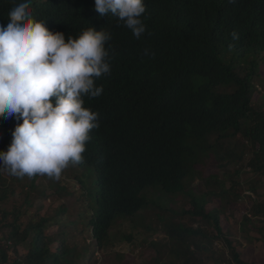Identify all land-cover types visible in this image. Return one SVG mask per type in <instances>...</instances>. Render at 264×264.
Segmentation results:
<instances>
[{"label":"trees","instance_id":"trees-1","mask_svg":"<svg viewBox=\"0 0 264 264\" xmlns=\"http://www.w3.org/2000/svg\"><path fill=\"white\" fill-rule=\"evenodd\" d=\"M13 3L0 0V26L9 22ZM144 3L147 30L139 39L115 16L96 12L94 0H61L58 10L49 14L50 27L66 38L89 26L112 35L107 45L110 74L96 80L105 91L94 98L93 107L119 150V163L90 166V176L82 180L83 200L100 209L94 231L98 243L107 248L114 223L120 230L115 237L121 232L130 241L123 221L142 226L137 219L151 210L165 225L164 239L148 241L154 264H257L253 258H241L235 237L223 232L221 215L232 203L252 198L240 229L246 236L249 228L255 229L264 238V108L251 103L254 79L264 78V55L254 56L253 48L264 46V34H255L253 28L251 39L243 34L252 22H264V0H241L242 12L237 14L218 0ZM38 15L33 18L46 20L44 12ZM220 44H245L240 50L247 52L243 63L228 56ZM223 86L229 93L221 91ZM16 123L0 117V148L11 142ZM137 145L138 151L133 148ZM210 165L217 172L207 174ZM37 181L38 175L18 178L0 170V264H11V253L25 243V260L16 257L12 264H76L86 247L71 245L64 237L54 250L52 238L43 231L47 218L62 219L65 206L51 217L44 213L30 219L22 229L19 217L27 208L2 205L15 192L14 183L27 205L29 192L52 193L53 184L38 190ZM238 188L248 194L238 193ZM58 191L57 197L64 194ZM38 220L40 224L33 223ZM218 240H224L225 249L216 247Z\"/></svg>","mask_w":264,"mask_h":264},{"label":"clouds","instance_id":"clouds-1","mask_svg":"<svg viewBox=\"0 0 264 264\" xmlns=\"http://www.w3.org/2000/svg\"><path fill=\"white\" fill-rule=\"evenodd\" d=\"M218 1L222 8L231 7L236 14L242 12L241 0ZM60 4L61 0H14L8 12L9 22L6 26H0V117L18 121L11 132V142L6 141V151H0V170L18 178L38 175V190L53 184L51 194L29 192L27 198L30 204L27 205L26 197L21 198L20 188L14 183L15 192L2 205L7 207L13 203V206L28 209L37 206L36 211L45 213L46 217L53 216L54 210L63 205L65 210L59 222L46 219L44 235L47 227L63 221L61 233L68 227L74 230L79 225H87L97 240L94 231H97L96 222L100 221V209L87 198L83 200L82 180L85 175H89L90 166L119 163V150L104 127L102 116L93 107L94 98L105 91V87L98 86L96 80L110 74V52L107 45L112 35L105 28L97 31L89 26L78 35H68L66 38L63 32L49 25V14L55 13ZM94 8L101 16L111 14L122 21L137 39L147 30L142 19L146 11L144 0H94ZM41 11L46 20L34 19L33 16H39ZM251 28L255 34H264V22L256 20L243 33L247 39L253 35ZM231 36L233 40L239 38L236 32L231 33ZM245 46L236 48L234 44H220L221 50L240 64L247 53L240 51L245 50ZM263 48L254 47V56L264 55ZM250 57L249 54L247 59ZM253 84V92L257 93L258 86ZM220 88L229 93L227 86ZM133 148L138 151L139 145ZM75 170L80 171L73 178L69 172ZM56 188L58 192L64 191V194L57 197ZM17 194L19 197L15 198ZM68 194H75L76 200L67 202V205L76 203L79 208V222L75 226L65 224L68 220L65 214L68 207L65 203L61 202L55 208L45 204V199ZM39 206L41 210H38ZM87 214L90 215L89 219ZM41 221L33 223L40 224ZM62 235L67 238L66 232ZM164 238L165 234L159 239ZM51 240L53 246L57 241L53 238ZM76 244L73 245L87 249L83 258L76 263L82 264L90 250V242L85 244L79 237Z\"/></svg>","mask_w":264,"mask_h":264},{"label":"rangeland","instance_id":"rangeland-1","mask_svg":"<svg viewBox=\"0 0 264 264\" xmlns=\"http://www.w3.org/2000/svg\"><path fill=\"white\" fill-rule=\"evenodd\" d=\"M254 83L258 86V88L257 93L254 91L252 104L254 107H258V105L262 103V107L264 108V78L262 77L261 79H254ZM6 149L7 148H0V151H6ZM79 171L80 170L77 172ZM77 172L75 170L69 173L74 178ZM215 172H217L216 167H213L212 165L208 166V170H206L207 174ZM196 183L198 186H202L201 181L196 180ZM226 184H228V182ZM75 188L77 189L76 184ZM243 189L245 188H238L237 192L239 191L238 193H244V195H247L248 192L245 191L246 189L244 190L245 192H243ZM249 195L251 196V194ZM14 197L18 198L19 195L17 194ZM251 197H253V195ZM249 199L251 200L252 198ZM249 199L244 197L242 200H239L238 203H232L228 207L227 212L221 215V226L223 232H225V235L228 237L233 235L235 237V246L236 249L241 253L242 259L251 261L253 258L257 264H264V238L259 236L255 229L252 228H249V235L246 236V233L241 231L239 225L242 216L248 213L250 209L251 202ZM75 200V194H68L60 198L45 199V204L55 208L61 202L67 205V202L72 203ZM177 205L178 201L173 205L175 209L177 208ZM188 206H190L189 203L184 207L188 208ZM36 207L37 206L30 207L29 209H21L19 222L22 229L27 225L31 218L37 219L39 216L43 215L41 211H36ZM46 207L47 206H45V208ZM67 207L68 208L65 214L67 215L68 220L65 222V224L68 226H75L79 222V208L76 206V203H74L72 206L67 205ZM141 216L143 218L137 219V221L142 224V226L139 227H136L133 225V223L128 224L127 220L123 221L124 230L126 233L132 236L130 241L128 237L121 232L119 237H115V232L120 230L117 226H113L112 228L110 227L109 235L106 238L107 248H102L97 243V240L93 238L91 227L87 225H79L74 230H72L70 227L65 228L67 242L71 245L76 244V241L79 239V237L84 241L85 244L90 242V250L86 253L84 262L82 264H154L155 254L148 241L161 238V236L164 234L163 229L165 225L164 222L160 221L155 213L151 210L144 211ZM89 217L90 215L87 214L88 219ZM134 219L135 217L133 220ZM11 220L12 219H10V221ZM117 222H120V220H117ZM62 223L63 221L56 226L51 225L45 229V235L52 236V238L57 241L52 246L54 250L64 237L61 233ZM146 226L151 228L146 230ZM72 235H74V238ZM248 236L258 237V239L248 240ZM215 245L220 250L225 249L224 240L216 241ZM17 250L18 251L16 254L11 253L10 255L11 264L16 257L21 258L23 261L25 260L24 255L28 253L29 244L25 243L23 246L18 247ZM226 252L228 253V250H226Z\"/></svg>","mask_w":264,"mask_h":264}]
</instances>
